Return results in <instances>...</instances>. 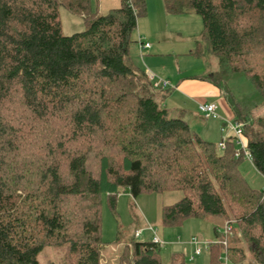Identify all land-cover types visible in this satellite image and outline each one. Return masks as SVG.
<instances>
[{"label": "trees", "instance_id": "16d2710c", "mask_svg": "<svg viewBox=\"0 0 264 264\" xmlns=\"http://www.w3.org/2000/svg\"><path fill=\"white\" fill-rule=\"evenodd\" d=\"M163 1L168 14L198 13L220 65L264 97V0ZM62 6L86 29L65 35ZM146 14V0H121L106 14L92 0H0V264H42L47 246L62 249L64 264H103V198L115 211L124 190L182 191L163 207L165 225L212 218L209 264L223 253L264 264V189L241 172L236 138L220 150L200 136L130 56ZM226 97L264 176V117ZM160 246L133 238L118 262L164 264ZM168 264L186 260L175 252Z\"/></svg>", "mask_w": 264, "mask_h": 264}, {"label": "rangeland", "instance_id": "374dc122", "mask_svg": "<svg viewBox=\"0 0 264 264\" xmlns=\"http://www.w3.org/2000/svg\"><path fill=\"white\" fill-rule=\"evenodd\" d=\"M146 1L147 14L140 18L139 25L143 18H169L166 20L167 22L163 20V26L168 24L169 30L191 33V35L184 33V36L190 42L187 47L191 45V48L188 49H192L194 53L188 50L186 54L178 56L180 70H186L192 74L206 73L203 76L208 79H211L210 75H216V81H220L224 87H227L234 100L240 103L247 112H250L254 118L264 117V97L248 76L243 73H230L228 69L220 65L218 57L209 50L208 43L201 36L203 19L198 13L190 10L187 13L168 15V13H162V0ZM120 5L121 0H92L93 9L101 14H106ZM60 16L65 35L83 31L87 27L83 15L75 13L67 7L62 6L60 8ZM143 28L153 30L155 26L148 22L143 23ZM138 31L139 27L132 34L129 51L130 56L135 60L139 59ZM195 52L197 53L195 54ZM170 62V65L168 64L169 70L172 66H176L173 59H170ZM227 128L230 132L233 131L229 126ZM228 129L226 134H229ZM227 136L225 135V138ZM221 138L222 136H219L218 140L220 141ZM218 140L209 141L217 144ZM219 149L221 150L220 147ZM240 170L254 187L264 188V176L255 168L251 160H242ZM182 195V191L176 190L142 193L133 198L129 191L124 190L118 196L115 211L110 208L107 197L104 196L102 206L103 264H119V253L123 243L128 240L134 238L139 241H153L155 233L151 228L163 241L160 246V255L164 264L170 262L175 252L184 255L186 264H209L211 252L205 248L203 243L200 244L202 253L192 258L195 246L191 242L195 236L201 238L203 242L215 241V226L219 224L218 222L212 218H190L178 226H167L163 223V207L178 201ZM137 230L142 231L140 237L136 236ZM118 234L120 242H116ZM62 258V249L53 246L45 247L38 256V260L42 264H64ZM220 261L222 264H235L231 259L226 261L225 253L221 255Z\"/></svg>", "mask_w": 264, "mask_h": 264}, {"label": "crops", "instance_id": "0c3cea01", "mask_svg": "<svg viewBox=\"0 0 264 264\" xmlns=\"http://www.w3.org/2000/svg\"><path fill=\"white\" fill-rule=\"evenodd\" d=\"M162 13H167L162 0ZM160 10V14H161ZM169 15V14H168ZM169 18H143L139 25V35L137 47L139 48L138 60L133 59L135 64L144 70L148 76L153 73L156 77L166 79L170 82V86L165 89L158 90V96L163 104L170 108V110L184 118L191 128L200 136L207 140H218L217 145L222 139L227 136L235 138V134L230 132L226 123L228 120H234L236 117L232 105L227 99V91L221 88L214 82V74L210 75L211 79L206 78V73L192 74L186 70H180L178 66V56L193 52L190 43L184 36L185 31L169 30V25L163 26V20L167 22ZM140 20V19H139ZM199 21V20H198ZM150 22L155 29L149 30L143 28V23ZM199 23V22H198ZM137 27V29H138ZM191 35V33H185ZM150 43L149 47H141V43ZM170 59L175 61L176 66H172L169 70ZM168 92V94H165ZM201 102H215L218 106L219 118L207 117L199 111V103ZM246 110V109H245ZM251 115V119L254 118ZM214 119V120H212ZM218 120V121H217ZM221 122H223L221 124ZM225 127V130L223 128ZM227 129L229 134H226ZM246 139V138H245ZM236 140V139H235ZM247 141V139H246ZM237 148L239 145L237 144ZM264 189V188H263Z\"/></svg>", "mask_w": 264, "mask_h": 264}, {"label": "built area", "instance_id": "2783aa9c", "mask_svg": "<svg viewBox=\"0 0 264 264\" xmlns=\"http://www.w3.org/2000/svg\"><path fill=\"white\" fill-rule=\"evenodd\" d=\"M149 46H150V43H148V42L141 43L142 48L143 47H149ZM149 77L152 80L155 88L165 89V88L170 86V82L168 80L156 77L153 73H149ZM217 109H218V106L215 102H201V103H199V111L207 117L219 118L220 114L218 113ZM226 123L233 130L237 144L239 145V148H237V150L235 152V156L236 157H244L246 159L252 160V154L248 149L247 141L245 139L246 137L244 135V123L241 121L235 120V119L234 120H228V121H226ZM223 130H225V127L223 128ZM226 139H227V137L226 138L224 137L222 139V141L219 143V147L221 149L226 148ZM154 233H155V235L153 237V241L157 244H160V245L163 244V241L158 236V234L156 233L155 230H154ZM136 235L139 237L141 235V231L138 230L136 232ZM191 243L195 246V250H194V254H193L192 258H194L196 255H199L202 253V248L200 246L201 243H203L205 245L206 249L209 248V243L203 242L202 239L198 238L197 236L192 238ZM226 261H229L227 257H226Z\"/></svg>", "mask_w": 264, "mask_h": 264}]
</instances>
